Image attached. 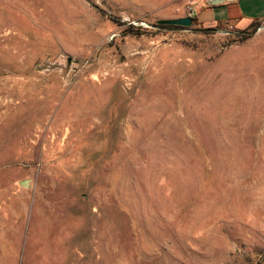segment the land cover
Instances as JSON below:
<instances>
[{
	"label": "rangeland",
	"instance_id": "rangeland-1",
	"mask_svg": "<svg viewBox=\"0 0 264 264\" xmlns=\"http://www.w3.org/2000/svg\"><path fill=\"white\" fill-rule=\"evenodd\" d=\"M202 3L0 0V264H264V19Z\"/></svg>",
	"mask_w": 264,
	"mask_h": 264
},
{
	"label": "crops",
	"instance_id": "crops-1",
	"mask_svg": "<svg viewBox=\"0 0 264 264\" xmlns=\"http://www.w3.org/2000/svg\"><path fill=\"white\" fill-rule=\"evenodd\" d=\"M252 1L232 0L212 6L206 3L199 4L193 12L194 22L203 28L228 24L235 29H243L254 20L264 19V10L258 9L257 12L259 13H256V10L249 11L254 3ZM256 15L260 16L253 18ZM241 23H244V25H241Z\"/></svg>",
	"mask_w": 264,
	"mask_h": 264
},
{
	"label": "water",
	"instance_id": "water-1",
	"mask_svg": "<svg viewBox=\"0 0 264 264\" xmlns=\"http://www.w3.org/2000/svg\"><path fill=\"white\" fill-rule=\"evenodd\" d=\"M225 1H232V0H206V4L212 6L223 3ZM192 21L193 20L190 15H184L175 18H164L158 20L159 23L181 25V26H190L192 24Z\"/></svg>",
	"mask_w": 264,
	"mask_h": 264
},
{
	"label": "trees",
	"instance_id": "trees-1",
	"mask_svg": "<svg viewBox=\"0 0 264 264\" xmlns=\"http://www.w3.org/2000/svg\"><path fill=\"white\" fill-rule=\"evenodd\" d=\"M192 22H194V17H192ZM156 25L159 27H178L177 25H173V24H164V23H159L158 21L156 22ZM256 26H257V20L252 21L245 29L239 31V36H240V40L243 41L247 38H249L254 31L256 30ZM205 29H213V28H205Z\"/></svg>",
	"mask_w": 264,
	"mask_h": 264
},
{
	"label": "built area",
	"instance_id": "built-area-1",
	"mask_svg": "<svg viewBox=\"0 0 264 264\" xmlns=\"http://www.w3.org/2000/svg\"><path fill=\"white\" fill-rule=\"evenodd\" d=\"M194 10H195L194 8H190L188 15H190L191 17H193Z\"/></svg>",
	"mask_w": 264,
	"mask_h": 264
}]
</instances>
